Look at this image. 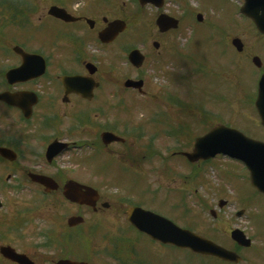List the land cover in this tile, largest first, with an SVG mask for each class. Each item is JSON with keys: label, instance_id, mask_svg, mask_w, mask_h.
Listing matches in <instances>:
<instances>
[{"label": "flooded vegetation", "instance_id": "obj_1", "mask_svg": "<svg viewBox=\"0 0 264 264\" xmlns=\"http://www.w3.org/2000/svg\"><path fill=\"white\" fill-rule=\"evenodd\" d=\"M162 3L165 10L169 1ZM52 7L63 9L73 19L53 16L49 13ZM162 12L158 11V15ZM107 20V15L94 10L91 0L33 1L25 13L10 20L0 17V34L11 29L15 37V43H9L10 54L0 49V249L10 247L25 255V264H179L176 253L163 257V249H176L151 240L127 221L128 209L146 208L135 192L118 196L107 194L100 187L91 206L65 197V185L70 181L98 186L108 180V166L103 158L116 159L121 166L144 173L147 155L145 143L141 144L142 131L123 129L118 113L137 95L145 102L155 98L143 71L149 59L157 63L159 59L143 48L144 43L140 47L144 55L142 67L127 64L123 78L115 79L113 54L120 36L109 44L98 39ZM173 32L157 30L152 41L159 47L155 50L157 57L161 58L164 42L170 40ZM22 54L33 58L24 64ZM263 73L264 65L259 69L253 94L257 120L254 103ZM127 79L142 80V91L124 87ZM172 91L165 97L170 102L176 98L177 91ZM157 92L163 93L161 88ZM168 127L173 135V123ZM106 132L123 141L106 145L102 140ZM157 134L162 137V130ZM254 138L264 142V135ZM51 145L54 146L49 151ZM88 150L90 154L84 155ZM99 166H106V171L97 170ZM251 189L264 201L263 194ZM221 196L215 200L203 195L202 202L195 204L200 211H208L218 219L229 205L226 194ZM253 206H236L233 216L226 219L224 246L237 253L240 262L203 257L206 261L260 264V249L254 246L259 235L250 223ZM263 210L264 205L259 210L260 218H264ZM233 218H243L249 224L236 227L253 241L251 247L231 240ZM247 250L253 256H246ZM0 264L18 263L0 253Z\"/></svg>", "mask_w": 264, "mask_h": 264}, {"label": "rangeland", "instance_id": "obj_2", "mask_svg": "<svg viewBox=\"0 0 264 264\" xmlns=\"http://www.w3.org/2000/svg\"><path fill=\"white\" fill-rule=\"evenodd\" d=\"M1 1L14 4L27 0ZM125 1L126 6L124 5V7H122L120 2L118 4L113 3V7H111L112 5H103V12L107 11V13L113 16L112 18H114L116 14L122 13L124 15L123 17L129 22L130 26L127 34L124 36V38L128 40L129 46H134L137 43L133 37L134 34L138 32H140V34H145L149 30L150 37L147 40L149 46L146 47L145 50L152 54L155 59H159V62L157 63L156 60L153 62L149 59L145 72L149 78V83L153 88L155 96L159 94L157 90L160 88L164 91H168L172 88V90L178 92L177 96L180 99L186 101L191 97L197 103H203L204 107L211 113L215 115L222 114L221 120L224 124L227 122H231L232 124L235 123L237 129L242 130L251 137L259 136L262 133L254 119L255 113L252 107L243 102L242 98L245 94V89H248L249 94L252 92L251 88L257 76L256 68L251 64V58L253 56H259L262 62H264V37L258 35L248 20L238 15L237 7L233 0H168L173 12L181 16H183L188 9V5L190 9L195 11H200L201 9V11L206 13V15H203V23L205 24L206 21L209 20L210 25L202 26L195 22H190V20H186L180 30L170 36V40H165L163 50H161V58L157 57L155 49L151 46V42L156 38L157 33L154 25L155 17L153 16L155 11L150 7H140L137 0ZM96 2L97 1H95L94 4ZM228 35H230L229 39L238 37L242 40L244 44L242 53L238 54L231 49V46V48L228 47ZM175 42L178 43L177 53H182L181 55L186 56L184 58H191L194 63L200 67V70H202L204 74L203 76L200 74L192 75V72L188 70V68L192 67L191 62L188 63L186 60H183V62L180 63L181 57L176 59L177 62L171 59V55L167 56L168 47L171 48ZM185 53L187 55H184ZM111 57L112 56H110V58ZM124 67L125 64L122 62L116 64L114 67L115 79H119L123 76V74L121 75V70H124ZM174 73H176L174 77L175 85H172L171 75L173 76ZM222 79H224V81ZM195 87L198 88L196 89ZM202 90L206 93H210L211 96L215 94V99H218V96H223L225 99L222 102H218V100L215 102L216 100H213L209 95L205 97L204 95L206 94L201 92ZM190 92L194 94L191 95ZM201 97H205V99ZM135 99L136 100L131 106V110H129V114L122 116V118L126 120L125 122H131L130 128L142 126L144 129V137L141 140V144H148L150 140H153L152 144H154L155 148L159 149L166 158L170 155V150H175L176 147L181 149L185 142H180L178 144L173 139L166 136L152 137L154 127L153 125L146 124L150 122L153 117L152 115L157 111H162L169 119H181L182 116L177 113L176 107L159 102L161 104V109L158 110L153 104L144 105L146 102L140 96H136ZM219 99L222 100V98ZM215 115L211 116V120L216 119ZM194 120L190 118L187 122H194ZM194 123L195 124L191 125L192 128L188 125L185 127L193 131L195 138V136L203 134L204 128L198 126L196 122ZM187 128L182 129L185 135L192 132ZM180 130L181 128L178 129V131ZM90 152L91 151L88 150L83 153L85 155L90 154ZM217 159L218 160L213 161L214 164L216 163L215 166L211 163L206 167L201 166L193 169L191 165L180 157L164 160L168 166L163 163L161 164V159L153 158L151 162L145 163L143 174L139 173L136 169L120 166L117 163H110L108 173L106 172L110 177H108L107 181H104V184H99V186L107 194L117 195L119 193V195H121L123 194V190L126 189L135 192L137 195L141 196L143 202L147 205H154L155 209L167 216L173 217L175 223L179 226L182 225L183 227H190L198 230L217 243H223L225 239L223 235L220 236L217 234V231L213 229L219 227V231H224L225 228H222V226L228 223L225 221L236 209L235 204H239V207L242 209L254 205L251 208V228L257 229L258 233L264 236V218H260L261 214L259 212V210L262 211L264 205L262 197L253 193L248 182L244 179V174L241 173L239 164L224 159L223 157ZM103 161L105 162L107 159L103 158ZM161 167L162 176L159 173ZM96 169H100L103 172L104 170L106 171L104 166H99ZM223 172H226V177ZM172 173H175V180H172L173 186L169 183L171 180L169 177ZM183 177H193L197 182V186L191 188L189 192L187 188L190 187V182L184 184L185 182L182 180ZM109 178H111L110 182ZM120 180L122 181L121 186L125 189L117 186V183L120 184ZM206 181L208 183L204 185ZM222 181L223 183H221ZM222 185L230 200L228 208L225 209L219 219L214 220L207 211L203 212L195 207L198 214L197 216L196 212L191 207L190 200L187 201L186 199L188 193H193V189L197 187L198 192H196V194H198V196L209 195L210 199L216 200L220 198L218 188ZM171 187L175 189L180 188V190L178 189L175 191L172 190ZM185 211L189 212V216H183ZM234 224H236V226L240 224L247 226L244 220L238 221L233 218V225ZM261 243L263 242L258 240L255 247L262 246ZM167 251L168 253L163 254L164 258L169 257L170 254L173 256V254L176 253L175 251ZM177 252L179 264H217L215 261H206L201 257L188 255L186 252ZM245 255L253 256L252 252H248Z\"/></svg>", "mask_w": 264, "mask_h": 264}, {"label": "water", "instance_id": "obj_3", "mask_svg": "<svg viewBox=\"0 0 264 264\" xmlns=\"http://www.w3.org/2000/svg\"><path fill=\"white\" fill-rule=\"evenodd\" d=\"M241 12L250 17L255 23L259 32L264 34V0H245V4ZM124 24L116 21L109 25V28L101 34L105 41L111 40L119 31L124 29ZM236 47L241 50L238 40L234 41ZM137 52L131 54L130 60L137 61ZM136 57L132 59V57ZM140 59V58H139ZM253 62L258 64V58H254ZM140 60L138 64H140ZM133 81H128L126 86H134ZM140 85V84H139ZM256 107L259 111L261 122L264 125V77L259 85V97L256 102ZM110 138L113 139L111 135ZM111 140V139H110ZM216 154H225L233 158L241 160L250 171L251 182L253 186L257 187L264 193V144L254 141L241 132L225 127L218 126L212 129L205 136L196 140L194 150L191 154L185 153L184 155L189 161H198L199 159H209ZM73 191L69 189V197L76 201L80 200L75 198V192L78 195H85L90 193V190L83 186H72ZM77 190V191H75ZM129 221L137 227L140 231L148 234L155 240L162 243H170L179 248H187L196 253L205 255H212L218 258L233 261L236 255L229 252L209 240H206L190 231L183 230L175 226L170 221L148 211L141 209H132L128 213ZM233 238L241 243L242 237H239L237 232L233 233ZM248 245V242H243Z\"/></svg>", "mask_w": 264, "mask_h": 264}]
</instances>
